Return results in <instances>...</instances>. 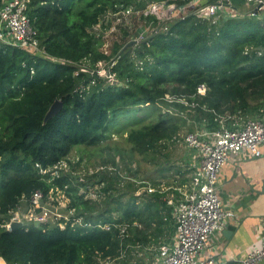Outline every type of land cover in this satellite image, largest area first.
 I'll return each instance as SVG.
<instances>
[{"label":"trees","instance_id":"obj_1","mask_svg":"<svg viewBox=\"0 0 264 264\" xmlns=\"http://www.w3.org/2000/svg\"><path fill=\"white\" fill-rule=\"evenodd\" d=\"M132 1L31 0L28 14L43 51L0 42V257L7 264H99L108 257L115 264H133L129 257L119 258L120 249L134 240L159 239L167 220L157 192L135 181L120 184L119 172L133 170L126 157L160 153L159 144L189 124L183 114L212 129L218 115L254 118L264 111V11L222 13L216 24L202 10L194 11L167 20V30L123 51L146 25L160 22L155 14H142V29L136 23L122 26L104 47V32L95 26L108 11ZM188 1L175 0L178 5ZM137 6L143 8L144 2ZM137 58L145 59L143 69ZM100 62L116 82L97 75ZM201 84L207 86L205 95L197 94ZM87 85L88 94L76 91ZM166 94L197 105L168 101ZM57 99L61 109L45 119ZM146 107L153 108L154 120L140 125ZM114 130L127 133L124 143L107 142ZM98 146L100 161L93 172L79 167L86 169L84 180L63 168L54 174L62 163L76 170L84 155L74 160V152ZM102 182L104 199L80 193L82 186ZM59 189L69 199L68 212L75 208V216L87 220L128 222L131 236L122 237L115 226L84 229L69 222L61 227L51 219L7 228L23 202L31 206L33 192L40 190L46 198Z\"/></svg>","mask_w":264,"mask_h":264},{"label":"built area","instance_id":"obj_2","mask_svg":"<svg viewBox=\"0 0 264 264\" xmlns=\"http://www.w3.org/2000/svg\"><path fill=\"white\" fill-rule=\"evenodd\" d=\"M253 4L254 10L264 11V0H247ZM31 0H1L0 3V42L21 47L31 51H43L40 46L38 32L32 24L30 18L29 4ZM144 2L143 8H138L137 4ZM227 6H230L229 0H189L187 3L178 5L175 0H133L127 5L121 4L116 11H108L97 25L107 24L105 31L119 32L120 27L125 26L132 28L134 18H141V15L155 14L160 20L158 25L150 22L134 38L137 43L147 36L158 32V30L168 28L164 22L175 17H185L194 11L202 10L204 16L208 17L213 24L219 23L222 13H228ZM167 13L160 16L159 12ZM107 20V21H105ZM162 24V27L160 26ZM248 49H246V52ZM263 51L259 50L258 54ZM133 56L136 52L133 51ZM116 60L112 62L115 64ZM144 58H137L136 64L140 69L144 68ZM101 63L95 72L101 77H105L112 82L117 78L111 74L109 68L101 70ZM93 84L95 81L92 82ZM89 87L79 86L76 91L80 93H89ZM207 92L206 84L198 86L197 94L205 95ZM165 99L168 101L182 102L185 105L194 107L197 103H189L185 98L174 97L166 94ZM233 122L231 123V121ZM193 122V121H192ZM217 126L210 129L208 127L197 128L185 132L179 139V143L184 146L196 149L200 156V164L197 165L190 175L189 182L185 184L184 189L179 190V196L176 193L164 196V200L172 206V218L176 227V241L159 242L157 247L158 260L154 264H221L213 256H208L199 260L202 251L208 245L211 237L226 227L228 220L235 216V212L227 209L218 191V181L220 171L228 162L231 154L237 155L243 150H247L253 157L262 155V145H264V111L254 118L243 116L242 114L218 115L215 117ZM66 165V163H62ZM61 165V166H62ZM67 167H54V174L59 170ZM105 167H99V169ZM113 170V167H109ZM94 169L90 168V172ZM47 170L42 169L45 173ZM142 183V181H140ZM92 186V187H91ZM88 187L96 191L97 199H104L106 192L102 184H91ZM88 188V189H89ZM149 192H155L152 186H148ZM87 194L86 192H84ZM50 194L45 198L44 193L40 190L33 192L29 201L31 206L27 211L21 213L19 210L12 213L7 228L12 229V223L20 218L36 222H45L48 220L59 221L61 227H65L70 222L72 227L84 229L100 227L109 230L112 226L119 229L122 237H130V224L128 222H102L87 220L84 215L75 216V208L68 213H58L52 210L48 204L51 200ZM29 214V218L26 216ZM139 227L141 224L135 223ZM145 249H152L149 245H144L139 240L127 243L120 249L119 258L126 257V253L133 251L134 254L140 255ZM264 259V238L257 247L251 248L242 257L240 264H257ZM115 258L108 257L100 259L99 264H115Z\"/></svg>","mask_w":264,"mask_h":264},{"label":"crops","instance_id":"obj_3","mask_svg":"<svg viewBox=\"0 0 264 264\" xmlns=\"http://www.w3.org/2000/svg\"><path fill=\"white\" fill-rule=\"evenodd\" d=\"M247 7L252 8L251 3L246 0H231L227 11L231 14L235 11L245 13L242 9ZM183 117H187L188 123L194 125V130L207 127L204 121L188 117L187 114H183ZM185 132L187 130L174 136L181 138ZM174 136L159 144L164 155H169L170 152L172 153L173 147H178L177 153L174 155L172 153L171 162L167 161L168 165L158 171L160 174L151 178L150 181L140 180L145 183L142 184L145 189L148 186L157 189L155 192L161 196L165 204L162 207V215L168 221L163 225V236L171 235L168 241L171 243L176 241V227L172 218V206L164 201V196L172 193L179 196L178 189L185 188L193 169L200 164L198 151L177 142L179 139ZM261 148L262 155L259 157H253L247 150H243L237 155L231 154L228 162L221 169L218 181L219 195L223 205L227 209L233 210L235 216L228 220L226 227L211 237L208 245L200 254L199 260L213 256L221 264H240L242 257L251 248L259 246L264 238V145ZM165 175H169L167 182ZM102 183L105 184V182ZM27 208H20L19 211L23 213ZM36 224L39 223L36 222ZM0 264H7V262L0 257ZM194 264H199V262ZM257 264H264V259Z\"/></svg>","mask_w":264,"mask_h":264},{"label":"rangeland","instance_id":"obj_4","mask_svg":"<svg viewBox=\"0 0 264 264\" xmlns=\"http://www.w3.org/2000/svg\"><path fill=\"white\" fill-rule=\"evenodd\" d=\"M251 6H253V4H251ZM252 8L247 7L245 9H242V11L245 12V11H248ZM159 14H160V16H164L167 13L160 11ZM105 21H107V20H105ZM142 21H143L142 18H140V19L137 17L134 18V24L136 23L137 28L139 27L140 29H142V25H143ZM105 29L106 28L102 24L95 26L96 31H98L99 33H102V34L104 32L103 37L106 40L104 47H107V45L110 42H112L113 39L117 38L119 33L118 32H109L108 30L105 31ZM142 30H140V31H142ZM132 54H133V52H132ZM105 69H106L105 66L102 65V63H101V70H105ZM160 109L164 111V110H166V107L162 105V106H160ZM143 111L144 112L148 111V113L146 114L147 118H145V120L143 122H141L140 125L154 120V118L153 119L150 118V116L151 115L153 116V114H154L153 108H150V107L147 108L146 107ZM140 114H142V113H140ZM191 125H192V123L184 124L182 126V129L179 130V132L185 131V130H187V131L191 130L190 129ZM193 128H194V125H193ZM112 133H113V135L110 138H108V140H107L108 143H112V142H116V141H118L120 143H124V138H125L127 133H124V135H122V132H118L115 130L112 131ZM175 143L177 144V142H175ZM82 149L83 150H79L76 152V154L79 153L78 155H75V152H74V158H73L74 160H77L79 155H84L82 163L78 166V168L76 170L70 169V167H68V165H62L63 167H68V168H63V170L65 172H67L68 170L71 171L74 175L79 176V180H84V174L86 171L85 168H79V167H91V169H95L96 166L98 165L99 161H100V158L98 156V154L100 152V150H99L100 146L92 147V148L91 147H89V148L88 147H82ZM177 149H178V147H176V146L172 148L173 155L177 153V151H178ZM172 153L170 152L169 155H164L162 152L157 154V152L154 151V152L147 154V155L141 154V155H136L135 157H133L132 155L127 156L125 159V164L128 162L132 163L130 165V167H132L133 170H126V171L121 170V172H119L121 174V179H119L121 181L120 184L126 185V183H128L129 181H135L134 183H136L137 185L145 184V183H140L138 181L143 180V179L150 181L151 178L159 175L160 173L158 171H160L161 169H164V167L168 165L167 161L171 162ZM118 160L120 162H122L120 160V158ZM122 167H124V166H121V168ZM112 173H114V172H112ZM165 176L167 178V179H165L166 182L169 181V179H168L169 175H165ZM88 188L89 187H87L85 185L82 186L80 189V193L86 192L87 193L86 197L97 198L96 191L92 190L90 188L88 189ZM50 196L52 198H51L48 206L52 210H57L58 213H60V212L61 213H67L68 212L67 206H68L69 199L67 198L65 192L62 189L51 190ZM138 202H140V201H138ZM26 207H28V205L23 202L21 204V208L25 209ZM165 212L168 213L169 211H165ZM26 216L29 218L30 215L26 214ZM20 220L24 221L27 219L20 218ZM17 221H19V220H17ZM27 221L30 222V220H27ZM170 223L171 222L169 221V225H170ZM170 238H171V235H168V234L160 237L159 239H155L153 236H151L150 241H146V242H142V243L146 246L149 245L150 247H152V249H145L146 251H142L140 253V255H138V253L134 254L133 251H131V252L128 251L126 253L125 258L129 257V259L132 260L133 264H136V263L137 264H154V262L156 260H158L157 247H158L159 242L169 241ZM125 258H123L121 260H124ZM117 263L119 264L118 261H117Z\"/></svg>","mask_w":264,"mask_h":264},{"label":"water","instance_id":"obj_5","mask_svg":"<svg viewBox=\"0 0 264 264\" xmlns=\"http://www.w3.org/2000/svg\"><path fill=\"white\" fill-rule=\"evenodd\" d=\"M137 41L136 39H133L131 41H129L124 47H123V51L126 50V48L136 44ZM116 82V81H115ZM121 83V82H119ZM62 101L57 99L54 101V103L51 105L50 109L48 110L47 114H46V118L48 119L50 117H52L53 115H55L62 107ZM18 226H24V222L23 221H15L12 223V229L18 227Z\"/></svg>","mask_w":264,"mask_h":264},{"label":"clouds","instance_id":"obj_6","mask_svg":"<svg viewBox=\"0 0 264 264\" xmlns=\"http://www.w3.org/2000/svg\"><path fill=\"white\" fill-rule=\"evenodd\" d=\"M38 223V222H37Z\"/></svg>","mask_w":264,"mask_h":264}]
</instances>
